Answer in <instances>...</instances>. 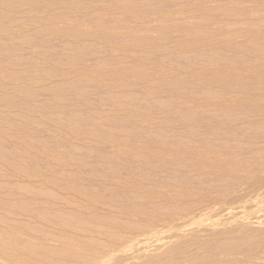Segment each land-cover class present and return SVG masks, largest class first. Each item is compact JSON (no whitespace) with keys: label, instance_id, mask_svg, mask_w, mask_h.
I'll use <instances>...</instances> for the list:
<instances>
[{"label":"rangeland","instance_id":"rangeland-1","mask_svg":"<svg viewBox=\"0 0 264 264\" xmlns=\"http://www.w3.org/2000/svg\"><path fill=\"white\" fill-rule=\"evenodd\" d=\"M158 263L264 264V0H0V264Z\"/></svg>","mask_w":264,"mask_h":264},{"label":"bare ground","instance_id":"bare-ground-1","mask_svg":"<svg viewBox=\"0 0 264 264\" xmlns=\"http://www.w3.org/2000/svg\"><path fill=\"white\" fill-rule=\"evenodd\" d=\"M67 1V0H66ZM74 1V0H73ZM70 5V4H69ZM68 5V6H69ZM7 6V5H6ZM112 7V6H111ZM73 8V7H72ZM115 8V7H114ZM224 8V7H223ZM74 11V10H73ZM133 11V10H132ZM209 11V10H208ZM44 14V13H43ZM79 24V23H78ZM107 27V26H106ZM163 35V34H162ZM111 36V35H110ZM146 36V35H145ZM168 37V36H167ZM141 38V37H140ZM260 40V39H259ZM258 41V40H257ZM137 44V43H136ZM44 62V61H43ZM105 66V65H104ZM50 69V68H49ZM118 72V71H117ZM14 73V72H13ZM11 74V73H10ZM78 74V73H77ZM142 75V74H141ZM64 76V75H63ZM92 80V79H91ZM94 80V79H93ZM108 80V79H107ZM127 82V81H126ZM198 82V81H197ZM60 83V82H59ZM185 83V82H184ZM110 85V84H109ZM183 86V85H182ZM19 87V86H18ZM211 87V86H210ZM242 89V88H241ZM60 90V89H59ZM175 90V89H174ZM217 99V98H216ZM215 99V100H216ZM123 107V106H122ZM141 117V115H140ZM2 130V129H1ZM3 136V135H2ZM21 139V138H20ZM210 146V145H209ZM250 146V145H249ZM152 148V147H151ZM219 149V148H218ZM149 151V150H147ZM255 151V150H254ZM158 152V151H157ZM183 153V152H182ZM187 154V153H186ZM2 155V154H1ZM145 155V154H144ZM221 157V156H220ZM206 159V158H205ZM204 159V160H205ZM213 160V159H212ZM216 162V161H215ZM174 163V162H173ZM222 163V162H221ZM173 165V164H172ZM224 166V165H223ZM151 167V166H150ZM31 171V170H30ZM27 174V173H26ZM55 180V179H54ZM175 181V180H174ZM53 183V182H52ZM148 186V185H147ZM150 192V191H149ZM34 195V194H33ZM97 196V195H96ZM58 197V196H57ZM66 199V198H65ZM56 200V199H55ZM59 200V199H58ZM107 201V200H106ZM181 202V201H180ZM98 203V202H97ZM122 205V204H121ZM139 206V205H138ZM116 208V207H115ZM140 208V207H139ZM144 208V207H143ZM3 210V209H2ZM58 210V209H57ZM63 212V211H62ZM152 214V213H151ZM46 215V214H45ZM44 219V218H43ZM93 220V219H92ZM70 226V225H69ZM74 226V225H73ZM30 227V226H29ZM74 229V228H73ZM117 236V235H116ZM103 242V241H102ZM112 252V251H111ZM44 256V255H43ZM192 260V259H191ZM159 264V263H158Z\"/></svg>","mask_w":264,"mask_h":264}]
</instances>
